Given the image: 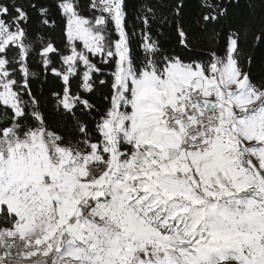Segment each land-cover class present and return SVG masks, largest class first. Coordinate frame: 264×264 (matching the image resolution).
<instances>
[{
  "label": "snow or ice",
  "instance_id": "obj_1",
  "mask_svg": "<svg viewBox=\"0 0 264 264\" xmlns=\"http://www.w3.org/2000/svg\"><path fill=\"white\" fill-rule=\"evenodd\" d=\"M244 2L0 0V264H264Z\"/></svg>",
  "mask_w": 264,
  "mask_h": 264
},
{
  "label": "trees",
  "instance_id": "obj_2",
  "mask_svg": "<svg viewBox=\"0 0 264 264\" xmlns=\"http://www.w3.org/2000/svg\"><path fill=\"white\" fill-rule=\"evenodd\" d=\"M126 2L128 3L130 14H133L141 0H126ZM251 2L259 5V0H251ZM188 3L190 11H192L193 13L199 11L200 0H188ZM241 9H245L244 0H241ZM56 34L59 35V29H57ZM207 43L208 42L206 39H202L197 47V51L203 54V50L207 48ZM251 45L252 40L251 38H249L247 44L245 45V50L253 51ZM253 54L255 56L254 63L252 66L253 75L256 77L264 76V42L257 43Z\"/></svg>",
  "mask_w": 264,
  "mask_h": 264
}]
</instances>
